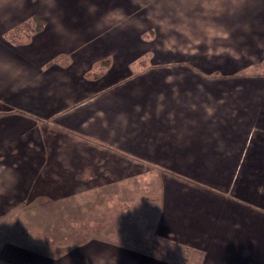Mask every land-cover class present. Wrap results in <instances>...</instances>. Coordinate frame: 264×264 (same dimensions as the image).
I'll list each match as a JSON object with an SVG mask.
<instances>
[{
	"label": "rangeland",
	"instance_id": "374dc122",
	"mask_svg": "<svg viewBox=\"0 0 264 264\" xmlns=\"http://www.w3.org/2000/svg\"><path fill=\"white\" fill-rule=\"evenodd\" d=\"M200 1L0 0V247L137 244L152 187L176 243L264 264V14Z\"/></svg>",
	"mask_w": 264,
	"mask_h": 264
},
{
	"label": "crops",
	"instance_id": "0c3cea01",
	"mask_svg": "<svg viewBox=\"0 0 264 264\" xmlns=\"http://www.w3.org/2000/svg\"><path fill=\"white\" fill-rule=\"evenodd\" d=\"M188 1L189 5L202 3L200 0ZM250 3L260 5L262 8H257L259 14H264V0H251ZM125 178L118 181H130L128 179L124 180ZM121 184H123V187H127L128 185L126 182H121ZM119 189L122 192L121 187ZM151 190L152 193L150 192ZM169 195L170 193L167 195V201H164V205L159 207L158 191L152 187L148 188L146 195L148 201H145L143 210L147 214L155 215L157 221H160L161 219L159 218L162 216V223L157 224L153 228L154 231L150 228L147 238H144L137 244L127 241L122 236L117 237L118 233H116L112 236H89L80 243H71L74 245L65 247L63 241L49 242L39 236L35 238L31 236L37 241L31 239L26 241L25 238L29 237L28 234L31 235L27 231L24 234L26 236L23 235L22 237L24 240L21 239L20 241L16 235L12 241L2 240L3 242L1 243L3 245L0 247V259L7 264H92L93 261L95 264H98L97 261L99 259L103 260L102 264H188L189 260L196 261V264H208L207 257L203 256L201 250L175 242V233L171 232V230L182 225L184 221L182 222L180 213L176 214L175 211H172ZM182 198L184 197L181 196L180 198L178 195L175 197L179 204L183 202L182 200H185ZM19 210L20 208L14 212ZM113 223L117 222L114 220ZM202 225L207 226V221L201 220L199 226L201 227ZM61 228H64V226H61ZM165 230L166 233H164ZM44 236L51 239V237H48V234ZM258 252H256V255ZM237 255L239 254L237 253ZM237 255L232 253V255L228 256L226 254L225 258L226 260L231 259L236 261L235 264H238L239 261L236 260L238 259Z\"/></svg>",
	"mask_w": 264,
	"mask_h": 264
},
{
	"label": "trees",
	"instance_id": "16d2710c",
	"mask_svg": "<svg viewBox=\"0 0 264 264\" xmlns=\"http://www.w3.org/2000/svg\"><path fill=\"white\" fill-rule=\"evenodd\" d=\"M33 20H35V17L33 18ZM39 25V27L38 28H36V29H40V28H42L40 25H41V23L40 24H38ZM69 245H74V244H71V243H68V244H64V246L66 247V246H69Z\"/></svg>",
	"mask_w": 264,
	"mask_h": 264
}]
</instances>
